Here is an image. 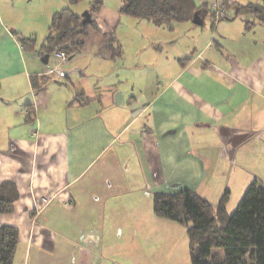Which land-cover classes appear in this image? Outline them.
<instances>
[{"label": "crops", "instance_id": "obj_1", "mask_svg": "<svg viewBox=\"0 0 264 264\" xmlns=\"http://www.w3.org/2000/svg\"><path fill=\"white\" fill-rule=\"evenodd\" d=\"M15 3L0 0V186L18 194L0 227L18 230L13 264H102L114 245L160 248L186 231L154 216L153 194L190 189L206 199L227 176L264 187V26L247 32L239 18H210L208 32L161 28L121 16L118 0L103 5L100 30L59 71L25 58L10 22ZM112 44L122 51L115 61ZM100 60L110 80L87 82ZM50 74L33 88V77Z\"/></svg>", "mask_w": 264, "mask_h": 264}, {"label": "trees", "instance_id": "obj_2", "mask_svg": "<svg viewBox=\"0 0 264 264\" xmlns=\"http://www.w3.org/2000/svg\"><path fill=\"white\" fill-rule=\"evenodd\" d=\"M68 6L52 16L39 57L51 56L56 52L67 58L79 54L84 48V38L90 31H99L96 16L103 8L102 0L90 2L86 22L73 7L84 0H66ZM118 13L135 20H144L157 27L171 24H193L195 15H207L213 24L220 20L239 18L245 31L258 25L264 26V0H254L246 4L236 0L217 3V11L211 10L205 0H119ZM224 12L219 20L217 12ZM195 25V24H193ZM23 50L35 51L33 40H17ZM110 58L115 61L122 55L118 45L109 46ZM51 74L41 78L33 77L31 84L40 90L50 81ZM81 102V100L79 101ZM32 113L27 114L31 120ZM229 191L226 190L216 206L202 198L193 190L177 193H155L152 196V211L155 217L185 227L191 264H264V187L253 181L246 189L236 209L227 215L226 204ZM18 194L15 187L5 182L0 186V215L13 211ZM18 243V230L10 226L0 227V264H13Z\"/></svg>", "mask_w": 264, "mask_h": 264}, {"label": "rangeland", "instance_id": "obj_3", "mask_svg": "<svg viewBox=\"0 0 264 264\" xmlns=\"http://www.w3.org/2000/svg\"><path fill=\"white\" fill-rule=\"evenodd\" d=\"M92 1L94 0H84L79 4L70 8L75 12L77 11L78 14L82 15L88 10V7L90 6L89 4ZM102 1H103V5L107 7L115 6V3L118 2V0H102ZM222 1L223 0H205V2L208 4V7H210L211 10L214 11H217V8L213 7L212 4L214 2L220 3ZM236 1L244 5L254 0H236ZM197 2L200 3L201 0H197ZM54 6L57 8H55ZM67 6L68 4L66 0H16L15 6L10 11L11 20L7 18V14L3 18H5L6 21L10 20V22L14 24L15 27L13 26L12 29L15 30L16 41L19 40L20 38L33 40V48L35 51L32 52V51L24 50V56L26 59L32 56L34 58V61L36 60L38 64L40 65L43 64L44 66V63L42 62L43 57L39 58L37 53L42 49L47 34V29L50 25L53 14L58 10L65 8ZM223 16H224V12L222 11L217 12L216 19L220 20ZM224 22L225 21H221L218 29L216 30L218 37L224 36V33L222 31V26H226V23ZM229 24L227 25L229 28L228 27L226 28L229 32H227L226 34L235 35L234 27L233 26L231 27V25ZM204 25H205L204 27L196 28L197 32H206V31L208 32V29H210V27L212 26L210 22V16L206 18ZM27 28L35 31L34 32L35 34H33L32 36H24L23 30ZM89 33L93 34L94 32L90 31ZM223 38H225V36ZM240 42H245V41L241 39ZM184 45H186V43ZM224 45L226 44L223 45L221 44V46ZM208 55L209 54H205L204 56H208ZM106 64H107L106 62L100 60L98 61V65H96L95 68L90 67L87 72H90L93 75L91 77L89 76V80L87 82H91L94 84V82L97 81L99 85L106 84L110 80V77H108L107 74L108 67ZM48 66L59 71L63 68V66L60 65V62L56 58L55 54L49 56ZM98 71L100 72L98 73ZM100 73L103 74V77L101 79H99L101 75ZM218 179H219L217 181L218 185L215 187H210L209 190L204 195L206 199L210 201V204L216 206L217 205L216 201L219 199L220 196H222L221 195L222 192L224 193L226 190H228L229 195L226 204V212L227 215H230L236 209L239 201L241 200L242 196L244 195L250 183L245 188H243L240 184L241 179H237V178L229 179L228 176L226 178L221 177ZM199 192H202V190H199ZM143 214L145 217L153 216L151 213H149L147 208L143 212ZM185 235L186 232H184L183 235H181V233L178 232L177 234L172 236L169 242L167 241L160 242L162 243L160 245V248L152 247L149 245V249L146 248L147 250L141 248L144 245L141 242H139L138 248L132 252H128V251L126 252L125 250L120 249L119 246L114 245L112 246L111 249L103 250L101 262L102 264H161L162 260L170 259L171 261H176V264H191L190 251ZM120 236L121 235H115L113 236V239L116 238L117 240H119ZM181 241H183L182 244ZM127 254L129 255L132 254L133 257L130 256L129 258H127Z\"/></svg>", "mask_w": 264, "mask_h": 264}, {"label": "water", "instance_id": "obj_4", "mask_svg": "<svg viewBox=\"0 0 264 264\" xmlns=\"http://www.w3.org/2000/svg\"><path fill=\"white\" fill-rule=\"evenodd\" d=\"M82 17L84 18V20L86 21V22H90V16H89V14H88V12L86 11L85 13H83L82 14ZM193 24H195V25H200L201 24V20H199V19H197V16L195 15V17H194V19H193ZM43 57V59H42V62L44 63V64H47V62H48V58H49V56L48 55H44V56H42ZM114 98H115V103L116 104H119L120 103V101H121V94H120V92H117L116 94H115V96H114Z\"/></svg>", "mask_w": 264, "mask_h": 264}, {"label": "built area", "instance_id": "obj_5", "mask_svg": "<svg viewBox=\"0 0 264 264\" xmlns=\"http://www.w3.org/2000/svg\"><path fill=\"white\" fill-rule=\"evenodd\" d=\"M213 7H216L217 4L214 2V4H212ZM55 56L56 58L59 60V62L61 64L65 63V61L67 60V57L63 54V53H60V52H56L55 53Z\"/></svg>", "mask_w": 264, "mask_h": 264}]
</instances>
